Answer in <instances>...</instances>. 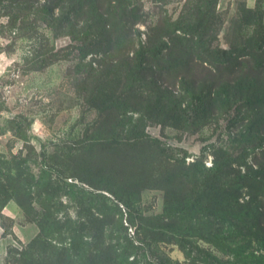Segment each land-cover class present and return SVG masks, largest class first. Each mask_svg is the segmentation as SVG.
I'll return each mask as SVG.
<instances>
[{
    "label": "rangeland",
    "instance_id": "rangeland-1",
    "mask_svg": "<svg viewBox=\"0 0 264 264\" xmlns=\"http://www.w3.org/2000/svg\"><path fill=\"white\" fill-rule=\"evenodd\" d=\"M0 0V264H264V0Z\"/></svg>",
    "mask_w": 264,
    "mask_h": 264
},
{
    "label": "trees",
    "instance_id": "trees-1",
    "mask_svg": "<svg viewBox=\"0 0 264 264\" xmlns=\"http://www.w3.org/2000/svg\"><path fill=\"white\" fill-rule=\"evenodd\" d=\"M65 2H67L68 5H69V4H71L73 2V0H66Z\"/></svg>",
    "mask_w": 264,
    "mask_h": 264
}]
</instances>
